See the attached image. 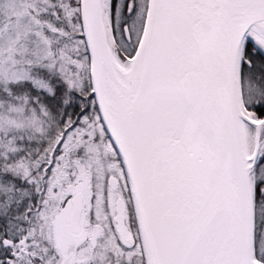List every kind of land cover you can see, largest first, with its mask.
Masks as SVG:
<instances>
[{"label":"snow or ice","instance_id":"6c2138e0","mask_svg":"<svg viewBox=\"0 0 264 264\" xmlns=\"http://www.w3.org/2000/svg\"><path fill=\"white\" fill-rule=\"evenodd\" d=\"M0 264H264V0H0Z\"/></svg>","mask_w":264,"mask_h":264}]
</instances>
